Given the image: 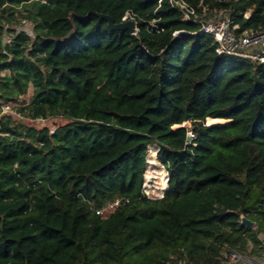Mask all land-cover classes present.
Instances as JSON below:
<instances>
[{"label":"trees","instance_id":"trees-1","mask_svg":"<svg viewBox=\"0 0 264 264\" xmlns=\"http://www.w3.org/2000/svg\"><path fill=\"white\" fill-rule=\"evenodd\" d=\"M184 1L264 33V0ZM197 31L168 0H0V108L19 117L0 109V264L260 263L264 62L217 56ZM151 146L158 199L143 192Z\"/></svg>","mask_w":264,"mask_h":264},{"label":"built area","instance_id":"built-area-1","mask_svg":"<svg viewBox=\"0 0 264 264\" xmlns=\"http://www.w3.org/2000/svg\"><path fill=\"white\" fill-rule=\"evenodd\" d=\"M161 0H159V3ZM169 6L179 14L182 22H190L198 27L197 34L201 36H208L212 39L215 45V53L217 56H229L237 58H249L252 60H259L264 62V33H257L252 35L242 34L235 35L232 26V21L228 17H216L207 19L204 14L198 13L195 8L187 4L184 0H168ZM124 18L123 21H126ZM19 31V30H18ZM30 32V31H29ZM182 32H175L174 36H178ZM12 33L5 34L4 43L8 45L11 42ZM257 49L255 53L253 51ZM1 114H10L13 117H17L16 114L11 110L10 105H1ZM33 123L42 122V120H33ZM186 126L187 131L185 133V146L195 147L196 135L189 128L188 124H183L182 127ZM117 202L106 209L97 212V215L104 216L105 213H109L114 207L117 206ZM261 248L263 250V256L259 264H264V238L261 239ZM230 259L231 261H238L241 256L229 252L224 256V259Z\"/></svg>","mask_w":264,"mask_h":264},{"label":"rangeland","instance_id":"rangeland-1","mask_svg":"<svg viewBox=\"0 0 264 264\" xmlns=\"http://www.w3.org/2000/svg\"><path fill=\"white\" fill-rule=\"evenodd\" d=\"M256 51L257 49H255L253 53H255ZM29 100H30V94L22 99L23 101L22 103L27 104ZM25 123H28V121ZM61 123H62L61 120L49 119L39 123L31 122L30 125L39 129L46 127L52 132ZM157 151L158 149L155 146H151V148L149 147L147 149V154H146L147 167L144 176L143 192L145 193L146 196H148L151 199L161 198L164 191L167 188V173L166 170L161 165V163H159L157 160V156H156ZM248 251H250V247L248 248ZM256 261L257 260H255L253 256L247 255V256H241V259L238 261H231L227 257L226 259H224L223 263L224 264H257Z\"/></svg>","mask_w":264,"mask_h":264},{"label":"water","instance_id":"water-1","mask_svg":"<svg viewBox=\"0 0 264 264\" xmlns=\"http://www.w3.org/2000/svg\"><path fill=\"white\" fill-rule=\"evenodd\" d=\"M89 14H92L93 16L97 17L98 19L105 20L108 28L112 31H128L130 34H133V35L137 31L135 23L132 20H126V21L121 22L119 24H114L112 19L106 15H101V14H96V13H89ZM240 223L242 226H245L247 228H252V226H253V223L247 221L244 218H241Z\"/></svg>","mask_w":264,"mask_h":264}]
</instances>
